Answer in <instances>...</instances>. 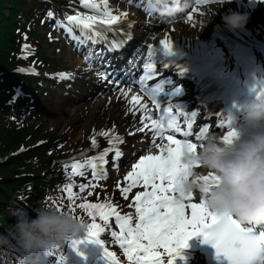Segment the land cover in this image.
Segmentation results:
<instances>
[{
    "label": "snow or ice",
    "instance_id": "snow-or-ice-1",
    "mask_svg": "<svg viewBox=\"0 0 264 264\" xmlns=\"http://www.w3.org/2000/svg\"><path fill=\"white\" fill-rule=\"evenodd\" d=\"M198 2H207V0H198ZM217 2V0H216ZM222 3L223 0H220ZM81 3L86 8L99 10L100 5L91 2V0H81ZM53 14L49 12V16ZM191 19V17H189ZM67 25L61 24L70 35L73 33V25L79 28L81 32L92 30L96 24L113 25L118 22V17L111 14L107 9L105 2V10L101 15L83 16L79 13L76 15L66 16ZM96 36L100 32H95ZM73 39H79L74 36ZM159 44L168 52L173 49L172 43L165 39L160 40ZM27 47V46H26ZM154 64L145 65V75L142 77L141 83L144 80L152 78L151 69H154ZM60 78L70 79V73H61ZM164 81L157 84L152 90L153 108H149L143 103L140 96L132 95L129 103L132 107L130 112L142 111L144 114L140 117V122L143 125L136 129L137 132L151 133L152 145L160 150L162 154L141 155L139 160L132 164L131 170L127 172L124 180L127 184L121 187L118 183L117 187L123 198L128 199V194L132 189L139 185H143L144 191L135 192L132 197V202L129 208L135 209V214L128 212L122 215L117 207L109 201L98 203H81L79 208L87 211L89 216L107 222L109 217L115 218V223L119 225V232H112L111 235L119 242L121 248L124 249L129 264H164L163 255L168 257L167 264H175L176 258L180 255V249L187 247V241L190 237L200 233L203 234L205 240L210 241L216 249V257L221 264H264V230L259 234L254 230V226H245L237 219L228 216H218L209 211L204 203L203 196L207 194L212 186L218 182V178L214 173L198 175L197 179L204 182L196 196L198 203H193V195H186L182 187L183 181L191 176V170L194 167H199V163L193 161L185 163L183 160L185 142L190 145L191 150H196L197 143L191 141L181 142L175 139L174 135L165 136L168 130H173L174 133H181L182 128L179 121V116L185 118L187 130L183 131L185 137L189 136L193 127V120L197 113L192 112L191 118L187 112H184L180 105L177 104L174 113L173 107L169 104L162 109V115L158 119H154L153 109L160 110L161 104L155 99V93L162 91ZM177 92L179 89L176 90ZM122 96H127L128 92L122 90ZM227 134L223 135L225 142L230 143L233 136L236 134V129L233 126L232 117H227ZM208 128L204 127L197 135V140H203L207 135ZM129 134H135L129 133ZM100 136H109L108 131L101 130ZM166 139L168 144H161L158 141ZM114 142L122 143V138L119 136L109 140V144L113 147L104 149L98 156H93L86 159L84 162L74 160L71 163L70 175L84 176V169L92 170L93 179H99L106 176L105 166L109 163L107 157L110 152L114 153L112 158L113 166L119 169V160L122 152L119 147L115 146ZM92 146H97L95 136L92 138ZM172 145H175L173 147ZM202 146V144L200 145ZM166 153V154H164ZM69 167L65 164V168ZM88 187H95L91 181L88 184H80V192H83ZM73 184L68 183L65 186V191L70 200H74L76 193L72 191ZM150 189V190H149ZM91 194V193H89ZM191 209L190 216L186 215V209ZM59 209V208H58ZM60 210V209H59ZM75 211V207L70 208ZM135 216V219H134ZM103 228L95 222L87 224V232L90 238H97L105 245L104 240L99 238ZM55 247V246H54ZM163 249L161 253L158 249ZM105 255L108 259V264H119L114 259V254L105 247ZM62 260L63 257L61 256Z\"/></svg>",
    "mask_w": 264,
    "mask_h": 264
},
{
    "label": "trees",
    "instance_id": "trees-1",
    "mask_svg": "<svg viewBox=\"0 0 264 264\" xmlns=\"http://www.w3.org/2000/svg\"><path fill=\"white\" fill-rule=\"evenodd\" d=\"M77 2L0 0V233L7 234L9 227L15 224L14 210L24 208L29 216L35 217L33 208L41 204L75 213L87 224L98 221L104 228L113 226L111 219L107 222L101 221L99 216L93 219L78 207L81 203H96L107 198L109 193L101 188L105 182L93 181L95 187L80 192L79 185L89 183L86 181L88 173L84 169V176L70 175V165L74 160H84L59 159L84 144L83 139L62 145L65 134H54L41 121L43 115L56 113V92L44 89L35 75L18 71L30 67L58 68L59 59L49 56L41 46V29L46 27L47 40L54 8ZM49 12L53 15L49 16ZM252 31L264 33L256 23H252ZM36 140L41 142L31 144ZM20 144L24 148L16 150ZM65 164L69 167L65 168ZM68 183L73 184L74 200H70L65 191ZM73 206L74 212L70 210ZM20 257L19 249L14 246L0 248V264H22Z\"/></svg>",
    "mask_w": 264,
    "mask_h": 264
},
{
    "label": "rangeland",
    "instance_id": "rangeland-1",
    "mask_svg": "<svg viewBox=\"0 0 264 264\" xmlns=\"http://www.w3.org/2000/svg\"><path fill=\"white\" fill-rule=\"evenodd\" d=\"M105 2L107 5L113 7L117 11H120L121 9V12L124 11V13L125 11H127L128 13H131L130 8H134L131 6L128 8L127 6L132 5V4H130L128 1H125V0H96L95 3L99 5H103V3ZM241 2L245 3L246 8H243V6L240 5ZM235 5H236V9L234 11L238 13H247L248 21L242 28L234 29V30L230 29L226 25L227 28L225 27V30L233 37L235 41H232L230 38L225 39V36L221 34L215 40V50L222 53V55L226 58V61L228 62V64H231L230 58L232 55L234 54L242 55L244 54L245 51L248 50L249 47H253V49H251L252 52L250 53L251 57L253 58V63H252L253 65L258 59L257 58L258 52L255 51L254 46H253V43L256 40H254V38H251V35L248 29L252 23H256L259 26V28L262 31H264V1L238 0ZM67 6L68 5H66V7H61L57 9L54 8V15H55V18H57L56 20L58 21L59 25L61 24V15L65 13V11L67 10H71V11L72 10H83L86 13L88 11L91 13H96V14L98 13L97 10L95 9L84 7V5L81 3V0H78L76 6H69V7ZM199 15H208V12H205V10H202L201 14ZM181 19H183L185 22H189L193 20V18L188 19V17L185 14H181ZM217 20L220 21L221 23H224L222 20V16L217 17ZM142 22L143 24H145L148 21L145 20ZM211 22H212V19L205 20V22H203L204 35L207 33V30L211 28L212 26ZM148 26L149 28L147 30L144 31L141 28L140 30L138 29L139 31L138 33H136L137 35L144 34L143 36L146 37L145 43L147 45L150 44V42L147 40L148 36L151 33L157 32L161 28V25L159 24L156 25L155 21H151V24H148ZM44 30H45L44 28L41 29V41H42L41 46L45 49V51L49 54V56H53L59 59L58 69L55 68L58 71L55 72L54 68L50 69L49 67L45 66V67H41L40 70H36L33 72L35 76L37 77V81L41 83V86L44 87V89L46 90L50 89L51 92L55 91L57 94L55 96V99L58 100L56 113L52 115H43L41 118V121L46 126V128L51 129L53 133L56 135L65 134L66 136L65 140L60 142V144L62 145H67L68 142H72L74 140L82 138L83 141L85 142V145L92 146V143L90 142L91 135H92L97 138V142L100 145L105 147L107 145L106 142L109 138H111L112 136L116 134L121 133L127 139V144L123 145L124 146L123 150H125V152L121 151L125 153L124 154L125 156L129 152L136 155V154H139L145 151V149L149 147L148 144L152 142V138H151L152 134L149 132L140 133L136 131V129L141 127L142 125L139 126L141 122L139 118L136 117L137 115L135 112H130V116H129L130 120L126 121L124 124H121L118 127V129H109L108 126L105 125L107 117H108L107 109H103L102 111L100 106H96L93 103L94 97H88L89 99L87 98V101H89L90 103L88 106V109L87 108L85 109L84 107L80 109L75 108L74 101L76 99V96L81 91L85 92L86 88L90 87L86 78L89 77L90 75L92 76L94 73L93 71H95L94 69H91V65L89 67V65L86 66V64L84 63L83 58L87 54V49L82 50L80 54L75 53L72 48L73 44L67 41V35L64 34V32H61L60 29L58 30L57 25H56V29L49 28L47 40L45 38ZM260 37L264 40V35H260ZM46 42L48 43V45H46ZM137 42H140V40L139 41L137 39L136 41L134 40V43L137 44ZM146 44H144V46ZM241 64L243 65V63ZM81 67H86L89 69L88 70L81 69ZM62 70L73 71L74 75L71 76V78L68 80L59 81L55 75H59V73ZM113 74H114V71L111 72L110 75H113ZM102 76L105 82L108 81L109 79L108 77L104 75ZM97 84H98L97 82H95L94 85L92 84V90H94ZM115 87L116 86L109 88L108 91H112L113 93ZM97 89L93 91L96 95L98 94V92H96ZM182 91L186 95L189 93L188 88L184 83H182ZM100 110L102 111V113H101V116H98V112ZM87 120H89L88 124L86 123ZM102 121H103V127H100L99 125H100V122ZM82 125H84L83 130L81 133H79V129ZM101 130L108 131L109 136H100L99 132ZM133 132H135V134H129ZM33 142L35 141H32L31 144ZM158 142H162V141H158ZM163 142H164L163 144L169 143L166 139H164ZM141 146H143V149H141ZM132 154L128 155V157L124 158V160L122 159L121 163H118L119 164L118 170L113 166L112 159H111L110 163H108L105 167V170H107V168H110V170H107L109 177L107 178L101 177L99 179H96L97 180L96 182H99V180L105 181L106 185L104 187V190L105 192L109 193V196L107 198L101 199L99 202H106V201L111 202L117 207V210L122 215L127 214L128 212H132L133 215L135 214L134 207L129 208V204L132 202V197L134 196L135 192L145 190L143 185H139L136 188L132 189V191L128 194V199L125 200L123 196L121 195L119 188L117 187L118 183L121 187L127 184V181L124 180V177L127 174V172L131 170V167L125 168L123 165L132 161V158L134 157V155ZM133 159H136V158H133ZM89 178H93L92 174H91V177L88 176V180H90ZM193 201H196V202L199 201L196 194L193 195L192 202ZM134 219H135V216H134ZM112 222L114 224V229H106L102 231L99 237H102V236L108 237L109 239L107 241V244L112 245L114 250L120 255L119 256L121 257L120 260L124 262L125 264H128L129 261L126 255L124 254V249L121 248L119 242L115 239V237L111 235V233L114 231L115 232L120 231L119 225L115 223L114 217L112 218ZM10 240L12 242V245L16 247L17 249H19L20 251L21 253L20 261L22 264H63V263L65 264H85L84 258L87 256V254L90 251L93 250V248H97L99 252H101L104 256H106L105 248L101 245L100 241H98L97 238L89 237L87 229H84V230L82 229L74 236H70L64 241H62L59 245L49 250L41 251L35 255L26 254L21 248L16 246V237L14 235L10 236ZM158 251H160L161 253L164 252L162 248L158 249ZM84 253H86V256ZM61 256L63 257L62 260L60 259ZM165 256L166 255H163L162 258L164 259Z\"/></svg>",
    "mask_w": 264,
    "mask_h": 264
},
{
    "label": "clouds",
    "instance_id": "clouds-1",
    "mask_svg": "<svg viewBox=\"0 0 264 264\" xmlns=\"http://www.w3.org/2000/svg\"><path fill=\"white\" fill-rule=\"evenodd\" d=\"M147 6L162 21H174L187 12L192 0H147ZM222 20L230 29H239L247 23L248 14L230 10ZM233 126L236 134L230 143L215 133L207 135L196 150H191L185 142L183 160L198 162L218 178L203 196L209 211L231 216L241 224H264V89L245 106ZM197 176L192 169L190 178L183 181L186 195L198 193L203 186L204 182ZM33 211L35 217L29 216L24 208L13 211L16 222L7 234L0 233V248L13 247L10 236L14 235L16 246L26 254L35 255L87 229L85 220L70 211L48 204H41Z\"/></svg>",
    "mask_w": 264,
    "mask_h": 264
},
{
    "label": "bare ground",
    "instance_id": "bare-ground-1",
    "mask_svg": "<svg viewBox=\"0 0 264 264\" xmlns=\"http://www.w3.org/2000/svg\"><path fill=\"white\" fill-rule=\"evenodd\" d=\"M236 1L237 0H234V1L223 0V2L221 3L220 1L216 2L215 0H210L209 3H206L202 7L197 6L195 4V2H192V6L189 8V13L192 14L193 20L189 21V22H185L181 18H178L174 21H162L161 18L157 14L149 13V11L151 12V10L149 9L148 6L142 7L140 4H138L139 8L142 9L143 11H140L139 8L135 7V6H134V8H130L131 13H128L127 11H125V13H124V11L121 12V9H120V11H117L116 9H114L113 7L108 6V5H107V9L110 10L112 15L117 16L118 18H122V19L131 18V21L133 22V25H134L135 29L137 30V32L141 28L144 31L147 30L149 28L148 24H151V21H155L156 25L157 24L161 25V28L157 32L151 33L147 38V40L153 44V47L152 46L150 47V45L148 44L149 45L148 48H149V52L151 53V57L149 59H147V64H154L155 65L154 69L149 70L152 73V78L148 79V80H144L143 83H141V80H142V78H141L139 84H140V86L144 85V84H149L147 86L152 88L153 86L160 84L162 81H164L162 86L168 84L169 88H173V90H172L173 96L176 97L178 99V101H180L183 99V96L180 93L181 87L178 85V83H175L176 85H173L174 82L166 80L165 75L158 70V63L152 56L156 42L162 38H166V39L169 38L173 41L182 43L184 46H186L192 50H195L197 52H205V54L209 56L211 63L216 66L215 77H216V80L220 83H222L223 81H226V84L230 83V85H237L239 87L240 91H242V90L248 91L250 89V88H248V86H249L248 82L250 83V82L256 81L257 83L264 84V81L260 80V77L257 75V72L252 67V59H251V55L249 53V52H251V47L248 48V50L245 51L244 54H242L240 56V61L243 60V62H244L243 67H241L239 64H236L235 67L233 65L227 66L226 60L222 56L221 53L214 51L212 48L205 50V45L207 43H209L210 41H212L214 38H217L219 36L220 31L215 29V27H214L215 25L217 26V25L221 24V22L217 20V17L223 16L225 13L229 12L230 10L234 11L236 9V5H235ZM260 1H264V0H260ZM103 5H105V3H103ZM104 10H105V8L103 10H100V12L103 13ZM202 10H205V12H208V15H210V16L199 15V14H201ZM77 13H79L83 16L92 15V14H88L86 12H82L81 10H72V11L67 10V11H65V13H63L61 15V19L63 20V25L68 24V22L65 21L63 16L76 15ZM210 19H212V22H211L212 26L210 29L207 30V33L204 35L203 22H205V20H210ZM141 20L142 21L147 20L148 22L143 24V22ZM99 25H101V27H103L106 24H99L98 23L94 27H99ZM223 26L225 27L226 24L223 23ZM72 27H73L72 36L74 35V36L79 37V39H76L77 41L78 40H81V41L84 40L85 41V39L82 38L78 33L80 29L76 28L74 25ZM202 29H203V31H202ZM221 31H223V30H221ZM205 37H209L208 39L210 41L209 42L205 41ZM137 40L138 41L140 40V43H138V45H140L141 43L145 44V42H146V38H144L142 36H138ZM128 51L129 52H131V51L135 52L136 48L134 46L133 47L131 46L130 48H128ZM138 52H139V50H137V53ZM235 56H237V55H235ZM83 60H84V63L86 64V66L89 65V67H90V65H91V69H94L95 71H93L94 73L92 76L90 75L89 77L86 78L90 87L86 88L85 92L79 91L80 93L76 96V99L74 101L75 108L80 109V108L84 107L85 109L86 108L88 109V106L90 103H89V101H87V98L88 97H94L93 103L96 106H100L102 111H103V109H107L108 117H107L105 125H107L109 129H118V127L121 124H124L126 121L130 120L129 119V116H130L129 108L132 107V105L129 103V100H131L132 95L140 96L143 103L147 104L149 108H153L152 99H151V97L153 96V92H147V93L143 92V90L145 88H147V86L139 88L138 86L134 85L133 82L129 79H125L126 80L125 82H121L118 85H116L110 79L105 82L103 80V76H102L103 73L105 76L107 75L106 77H108V78H111L112 75L107 74V71L105 69H103V70L98 69L95 66L96 62L93 63L92 61H90L89 54L87 57L83 58ZM81 69L88 70L89 68L81 67ZM94 81L98 83L97 86L94 88V90H96L98 88L96 91V92H98L97 95L93 92L94 90H92V84L93 85L95 84ZM107 86H108V88H107ZM113 86H116V87L112 93V91H108V90H109V88H112ZM75 89H77V88H75ZM177 89H179L178 92L176 91ZM122 90L125 92H128V95L126 97L121 95ZM164 90L159 92V93H155V95H156L155 99L161 104V109L160 110L153 109L152 115H153L154 119H157L156 118L157 113H159L160 111L162 112V109L164 107H167L170 104V98L168 97L167 93H165L167 91V88H164ZM101 110L98 112V116H101V113H102ZM75 111H77V110H75ZM135 113L137 115L136 117H138L139 120H140V117L144 114L142 111H135ZM88 122H89V120L86 121L87 124H88ZM84 125H85V123H84ZM84 125H82L80 127L79 133L82 132ZM141 125L142 124H139V126H141ZM99 126L103 127V121L100 122ZM210 132L207 135L215 133V134L219 135L221 138L223 137V135L227 134V131H224V132L223 131H216V130H214L213 127L210 128ZM148 138H149V136H148ZM159 143L163 144L164 142L162 141ZM126 144H127V139H125L124 145H126ZM201 144H202V142H199L197 148H199ZM148 146L151 147L150 151H146L145 153L143 151L142 153H139L136 155L132 154V155H134L133 158H136V159L132 158L131 162H128V163L124 164L123 166L125 168L132 166V164L136 163V161L139 160V157L141 155L162 154V153H160V150L158 148H156L152 145V142H150L148 144ZM172 146L175 147V145H172ZM141 149H143V146H141ZM135 151H137V150H135ZM164 154H166V153H164ZM193 169L197 175L207 174V170L203 169L200 166L198 168L194 167ZM198 202L199 201H197L195 203H198ZM186 215L190 216V212L188 209H186ZM80 247H78V248H80ZM75 250H77V249H75ZM78 251H80V250H78ZM75 252H77V251H75ZM84 254L86 256V253H84ZM187 260H189V262H187ZM84 261H85L84 262L85 264H108L107 257L100 254L98 252V250H96V248H93V250L87 254V256L84 258ZM63 264H65V263H63ZM177 264H205V263H204V259L202 258L201 255L197 254V255L189 258L188 255L181 253L180 257H179V262Z\"/></svg>",
    "mask_w": 264,
    "mask_h": 264
}]
</instances>
